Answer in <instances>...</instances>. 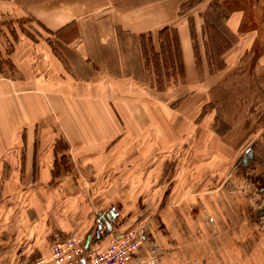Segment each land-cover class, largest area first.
Wrapping results in <instances>:
<instances>
[{
    "label": "rangeland",
    "instance_id": "rangeland-1",
    "mask_svg": "<svg viewBox=\"0 0 264 264\" xmlns=\"http://www.w3.org/2000/svg\"><path fill=\"white\" fill-rule=\"evenodd\" d=\"M161 1L187 27L190 76L176 69L172 33L117 25L125 66L135 64L136 37L139 66L123 71L131 80L90 72L92 82L105 79L94 88L105 102L90 101V85L75 86L72 103L55 97L42 123L54 131L42 137L59 147L51 178L0 181V264L48 256L51 239L83 246L88 235L87 248L102 250L125 233L137 244L122 264H264V95L253 72L264 0H0V75L16 76L17 45L74 61L62 43L74 22L53 29L51 19L109 13L140 29ZM236 10L243 21L231 32L225 20ZM66 132L71 159L59 156Z\"/></svg>",
    "mask_w": 264,
    "mask_h": 264
},
{
    "label": "crops",
    "instance_id": "crops-1",
    "mask_svg": "<svg viewBox=\"0 0 264 264\" xmlns=\"http://www.w3.org/2000/svg\"><path fill=\"white\" fill-rule=\"evenodd\" d=\"M33 15L36 16L35 13ZM112 15L105 13L98 18L81 16L78 19V17L71 16L51 19L52 24L49 27L53 29L70 23V21L74 22L76 33L71 36L65 35L62 42L66 49L71 50L75 56L74 61H71L68 66L64 60L45 46L17 45L13 48L9 58L16 71V76L0 75V167L10 168L7 172L0 170V181L41 183L51 178L52 150L59 147L48 144L46 137H42L44 134L49 136L51 132H54L47 130L49 126L46 123L42 125V123L55 114V97H58L61 102L72 103L74 99L71 97L75 95L74 87L90 85V101L105 102L106 99L101 91H96V87L101 86L102 80L105 79L92 82L90 72L102 73L112 78V81L133 78L123 71L139 66L137 60L139 42L136 37L133 44L134 51L131 52L135 64L132 65L131 62V65L125 66L127 53L123 51L125 49L122 48V43L116 33L117 25L128 33L144 31L152 33L163 27L175 28L184 75L187 78L190 76L194 61L189 34L187 27L176 25L179 16L176 12H170L169 1L158 3L154 13L147 12L144 20L149 21V24L140 29L134 23L122 27ZM243 15L244 13L239 10L228 14L225 21L231 32L235 31L236 27L233 26L235 22L243 21ZM245 35L249 36V33ZM35 49L40 52H36ZM257 59L253 72L261 93L264 95V52ZM43 69L46 70L43 71ZM74 70L79 72H74ZM68 96L71 101L67 100ZM57 138L65 142L61 152L57 151V153L61 158H69L64 151V149L67 150L68 143L71 141L69 133H61V136L58 135Z\"/></svg>",
    "mask_w": 264,
    "mask_h": 264
},
{
    "label": "built area",
    "instance_id": "built-area-1",
    "mask_svg": "<svg viewBox=\"0 0 264 264\" xmlns=\"http://www.w3.org/2000/svg\"><path fill=\"white\" fill-rule=\"evenodd\" d=\"M137 240L129 233L115 238L102 250L84 249L73 238H63L49 245L48 256L40 255L29 264H122L135 248Z\"/></svg>",
    "mask_w": 264,
    "mask_h": 264
},
{
    "label": "trees",
    "instance_id": "trees-1",
    "mask_svg": "<svg viewBox=\"0 0 264 264\" xmlns=\"http://www.w3.org/2000/svg\"><path fill=\"white\" fill-rule=\"evenodd\" d=\"M172 33L173 35L171 36V41H172V47H171V55L175 59V64H176V69L178 73L183 77L184 75V70H183V63H182V58H181V53L179 49V43H178V37H177V32L175 28L172 27H163L160 30H158L157 35L159 38L164 37V35L168 33ZM162 42V41H161ZM160 47V44H159ZM162 48V47H160ZM7 64V62H5ZM1 73V70H0Z\"/></svg>",
    "mask_w": 264,
    "mask_h": 264
},
{
    "label": "water",
    "instance_id": "water-1",
    "mask_svg": "<svg viewBox=\"0 0 264 264\" xmlns=\"http://www.w3.org/2000/svg\"><path fill=\"white\" fill-rule=\"evenodd\" d=\"M115 238H116V239H117V238H120V235H117ZM53 241H54V240L51 239V240L49 241V244L52 243ZM88 245H89V237H88V235H86L85 240H84V242H83V248H84V249H87V246H88Z\"/></svg>",
    "mask_w": 264,
    "mask_h": 264
}]
</instances>
